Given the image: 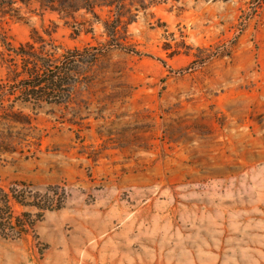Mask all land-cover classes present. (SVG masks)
I'll list each match as a JSON object with an SVG mask.
<instances>
[{
  "label": "rangeland",
  "instance_id": "1",
  "mask_svg": "<svg viewBox=\"0 0 264 264\" xmlns=\"http://www.w3.org/2000/svg\"><path fill=\"white\" fill-rule=\"evenodd\" d=\"M130 1L135 54L107 50L39 113L36 156L1 155L0 188L65 199L25 239L0 236V264H264V0ZM46 3L0 0V37L54 23L68 49L108 40L109 8L62 20Z\"/></svg>",
  "mask_w": 264,
  "mask_h": 264
},
{
  "label": "trees",
  "instance_id": "2",
  "mask_svg": "<svg viewBox=\"0 0 264 264\" xmlns=\"http://www.w3.org/2000/svg\"><path fill=\"white\" fill-rule=\"evenodd\" d=\"M35 1L47 2L44 6L57 12L62 20L84 10L98 21V7L109 8L113 20L102 23L108 40L101 48H66L55 37L58 27L54 23L40 31L32 29L29 39L16 47L0 37V67L4 69L0 79V162L4 154L28 159L40 152L42 137L34 125L36 117L46 106L69 105L77 87L89 84V71L107 50L135 54L120 36L129 23L123 18L131 14L124 0ZM80 32L76 28L73 38ZM16 127L20 128L14 132ZM64 197L53 187L43 194L33 193L23 181L15 182L8 191L0 188V236L10 241L25 239L44 213L63 207ZM14 204L26 210L16 214ZM32 209L35 214L28 211Z\"/></svg>",
  "mask_w": 264,
  "mask_h": 264
}]
</instances>
